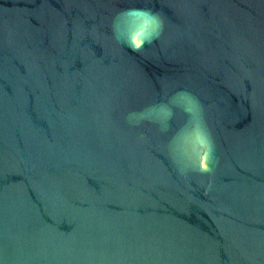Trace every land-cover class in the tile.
Wrapping results in <instances>:
<instances>
[{
    "label": "water",
    "instance_id": "water-1",
    "mask_svg": "<svg viewBox=\"0 0 264 264\" xmlns=\"http://www.w3.org/2000/svg\"><path fill=\"white\" fill-rule=\"evenodd\" d=\"M0 264H264V0H0Z\"/></svg>",
    "mask_w": 264,
    "mask_h": 264
}]
</instances>
